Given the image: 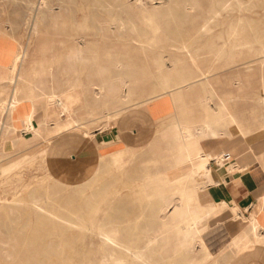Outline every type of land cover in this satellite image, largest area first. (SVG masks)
I'll return each mask as SVG.
<instances>
[{"label":"rangeland","instance_id":"374dc122","mask_svg":"<svg viewBox=\"0 0 264 264\" xmlns=\"http://www.w3.org/2000/svg\"><path fill=\"white\" fill-rule=\"evenodd\" d=\"M210 1L100 0L102 7L93 0H48L42 7L40 0H0V68L7 63L2 57L7 45L22 57L15 83L0 79V95L25 102L67 93L77 120L54 132L61 120L53 101L34 113L37 135L25 143L23 128L14 124L22 109L0 115V264H99L102 255L112 263L111 250L97 235L91 237L100 228H116L120 239L147 257L163 256L159 264H228L236 250L229 247L220 256L208 245L204 232L211 208L195 205V188L206 177L196 180L193 168L202 159L200 144L216 134L239 133L264 153V0H241L216 18ZM107 5L113 8L111 19ZM118 16L125 22L120 30ZM241 19L256 25L259 41L254 30L242 35ZM39 57L50 60V74L32 72ZM160 97L171 98L175 111L151 136V144L98 159L91 151L78 158L91 147L92 136L85 131L113 128ZM182 127L194 134L161 139L162 132L178 133ZM35 191L47 211L64 218L54 223L57 227L46 220L48 213L30 208Z\"/></svg>","mask_w":264,"mask_h":264},{"label":"crops","instance_id":"0c3cea01","mask_svg":"<svg viewBox=\"0 0 264 264\" xmlns=\"http://www.w3.org/2000/svg\"><path fill=\"white\" fill-rule=\"evenodd\" d=\"M3 98L4 95H0V101ZM174 111L171 98L169 102L162 98L153 99L143 107L132 110V114L124 116L117 126L93 134L91 147L85 154H78V158L91 156L90 151L98 159L147 146L153 141L150 140L151 136L170 119ZM24 122V111L20 110L14 124L22 128ZM200 148L201 157L208 156L212 167L205 180L195 188V205L206 209L218 206L216 214H219L209 221L210 229L206 234L208 245L219 251L231 242L232 232L240 230L253 239L255 223L260 240L253 242L249 248L236 250L233 256L228 252L231 257L227 261L228 264H264V153L256 150L247 139L243 141L239 133L208 137ZM225 153H230V160H217ZM75 157V154L72 155V158Z\"/></svg>","mask_w":264,"mask_h":264},{"label":"bare ground","instance_id":"6f19581e","mask_svg":"<svg viewBox=\"0 0 264 264\" xmlns=\"http://www.w3.org/2000/svg\"><path fill=\"white\" fill-rule=\"evenodd\" d=\"M48 0H40V4L42 5V7L43 6H46L45 4H46V2H47ZM72 1H74V0H72ZM100 0H93V3L94 4H100L102 7H105V4H102V3H100L99 2ZM137 1V0H136ZM53 2V1H52ZM104 2V1H103ZM232 2V3H231ZM249 2H251V0H249ZM61 3H63V2H61ZM231 3V4H230ZM257 3H258V1H257ZM260 3V2H259ZM59 4V3H58ZM210 6H211V9L214 11V13H215V18L218 16V15H220V14H222V12L223 11H228L231 7L233 8V7H236L237 6V4H239L238 5V7L242 4L241 3V0H211L210 1ZM261 4L262 3H260V5L259 6H261ZM55 5V4H54ZM117 5V4H116ZM48 6V5H47ZM58 6V5H57ZM81 6V5H80ZM108 7H106L105 8V11H106V13L108 14V16H109V18L108 19H111L112 17H113V8L111 7V6H109V5H107ZM193 6V5H192ZM192 6H190V8L192 7ZM254 6V4H252V5H250V7H253ZM256 7H257V5H255ZM262 6H264V5H262ZM72 7V6H71ZM48 8V7H47ZM59 8V7H58ZM249 8V7H248ZM120 9L121 10H124V6H123V4H120ZM246 9H247V7H246ZM37 10V9H36ZM47 10V9H46ZM55 10V9H54ZM62 10V9H61ZM103 10V9H102ZM118 10V9H117ZM57 11V10H56ZM120 11V10H119ZM256 11V10H255ZM255 11H253V12H255ZM47 12V11H46ZM58 12V11H57ZM53 13V12H52ZM246 13V12H245ZM122 14V13H121ZM235 14V13H234ZM102 15V14H101ZM243 15V14H242ZM44 16V15H43ZM78 17V16H77ZM242 17V16H241ZM35 18V17H34ZM106 19H107V17H106ZM82 20V19H81ZM117 20L119 21V30L123 27V25H124V21H123V19H122V17L121 16H118L117 17ZM222 20V19H221ZM130 23V22H129ZM206 24V23H205ZM238 25H240L241 26V31H242V35H246V32L248 31V30H254V32H255V38H254V36H253V38L254 39H256L257 41H259V38L261 37V34H260V32L257 30V28H256V25H254V24H249V21L248 20H244L243 21V19H241V21H239V23H238ZM37 28H38V24L37 23H35V26H34V30H37ZM99 29L100 30H102L103 29V27L102 26H100L99 27ZM111 29H113V28H111ZM205 29V28H204ZM236 29H237V26H236ZM236 29H234L233 30V34L235 33V31H236ZM210 30V28H207L206 29V31H209ZM140 31V30H139ZM136 32V31H135ZM144 34H145V32H144ZM147 34V33H146ZM1 35V34H0ZM7 36V35H6ZM231 36H232V34H231ZM70 37H71V39H73V40H75V34L74 33H71L70 34ZM211 37V36H210ZM140 38V37H139ZM138 38V39H139ZM170 38V37H169ZM3 39V38H2ZM86 39V38H85ZM152 39V38H151ZM226 39V38H225ZM243 39V38H242ZM241 39V40H242ZM253 39V40H254ZM183 40V39H182ZM211 40V39H210ZM209 40V41H210ZM241 40H239V41H241ZM13 41V40H12ZM184 41V40H183ZM217 41V40H216ZM238 41V40H237ZM243 41V40H242ZM61 42H64L63 40L61 41ZM75 42V41H74ZM73 42V43H74ZM78 42V41H77ZM129 42V41H128ZM212 42V41H211ZM247 42H249V41H247ZM16 43V42H15ZM25 43H27V41L25 42ZM252 43H254V42H252ZM257 43V42H256ZM255 43V44H256ZM2 44V43H1ZM161 44V43H160ZM172 44V43H171ZM241 44V43H240ZM243 45L245 44V42H243L242 43ZM251 44V43H250ZM29 45V44H28ZM141 45H143V44H141ZM150 45V44H149ZM249 45V44H248ZM1 46V45H0ZM6 46V45H5ZM172 46H175V48L177 47V49H185V48H187V45H185V44H182V45H175V44H172ZM2 47V46H1ZM0 47V48H1ZM19 47H20V44H19ZM28 47V46H27ZM18 48V47H17ZM259 48V47H258ZM220 49V48H219ZM253 49V48H252ZM15 49L13 48V45H7V47H6V49L3 51V56L2 57H4L3 59H4V61H6L7 63L5 64V65H2V67L0 68V79H10L12 82H14L15 83V81H16V78H15V70H16V66H17V61L19 60V59H22V57H18V55L17 54H15V52L16 51H14ZM26 51V50H25ZM219 51V50H218ZM224 51V50H223ZM24 52V51H23ZM74 54H75V56L78 54V47H76V48H74L73 49V51H72ZM190 52V51H189ZM261 52H264V46L262 47V49H261ZM2 53V52H1ZM19 54V53H18ZM217 54V53H216ZM226 54V53H225ZM17 55V56H16ZM222 55H224V53L222 54ZM212 56V55H211ZM214 56V55H213ZM217 56H219V55H217ZM263 56V55H262ZM14 57H17L16 58V61H15V63H13V60H15L14 59ZM220 57V56H219ZM212 58V57H211ZM217 58V57H216ZM255 58V57H254ZM0 59H1V57H0ZM176 59V58H175ZM229 59V58H228ZM171 60V59H170ZM231 61V60H230ZM262 61H263V59H262ZM0 63H2V62H0ZM48 63H50V60H47V58L46 57H39V58H37L36 60H35V62H34V66H33V69H31L32 70V72L34 73V74H38L39 73V71H42V72H47V74H50V72H51V69H50V66H48ZM10 64H12V66L10 65ZM235 64V63H234ZM165 65V64H164ZM122 66V65H121ZM127 66V65H126ZM129 66V65H128ZM127 66V67H128ZM158 66V65H157ZM226 66H229V65H226ZM264 66V65H263ZM20 67V66H19ZM125 67V66H124ZM98 68V67H97ZM156 69V68H155ZM213 69V68H212ZM19 70V69H18ZM122 71V70H121ZM127 71V70H126ZM130 71V70H129ZM133 72V71H132ZM43 74V73H42ZM130 74L132 75V73L130 72ZM20 75V74H19ZM129 77V76H128ZM128 77L126 76V78L128 79ZM131 77V76H130ZM133 77V76H132ZM126 79V80H127ZM125 80V81H126ZM131 80V79H130ZM124 81V82H125ZM4 82V81H3ZM128 83V82H127ZM126 83V84H127ZM142 83V82H141ZM114 84V83H113ZM128 85V84H127ZM136 85V84H135ZM154 87V86H153ZM152 88V87H151ZM152 90V89H151ZM156 90V89H155ZM21 91V90H20ZM9 94V93H8ZM12 94V93H11ZM21 94V93H20ZM152 97V96H151ZM165 97V96H164ZM163 97V98H164ZM168 97V96H167ZM166 97V98H167ZM161 98V97H160ZM26 100V99H25ZM165 100H167V99H165ZM53 101H56L57 102V104H58V107H59V109H60V111H59V113H58V119H60L59 121L60 122H56V128H55V131L54 132H61V131H63V129H65V128H67L68 126H70V125H76L77 124V120H76V118L74 117V115H73V107H72V105H73V101L74 100H72V98L70 97V96H68V94L67 93H65V94H63V95H54V96H50V95H45V96H41V97H38V98H34V99H30V100H26L25 102H21L19 99H17V98H14V97H11L10 99H6V98H4L2 101H0V115H3V114H8L9 116L10 115H12V114H14L15 112H16V110H18V109H22L23 111H24V118H25V122H24V124H23V126H22V130H23V132L26 134V136H24V137H22V141L23 142H28V143H30L29 141H33V139L36 137V135H37V129H36V126H35V123H34V121H33V115H34V113H36L39 109H41V108H43V109H45V107L47 108L50 104H51V102H53ZM157 102V101H156ZM264 102V101H263ZM124 104V103H123ZM155 104V103H154ZM55 105V104H54ZM129 105V104H128ZM141 105V104H140ZM212 105V104H211ZM224 105V104H223ZM149 106V105H148ZM155 106V105H154ZM158 106H160V105H158ZM162 107V106H161ZM136 108V107H135ZM151 108V107H150ZM218 108V107H217ZM155 109H156V107H155ZM119 110V109H118ZM158 110V109H157ZM156 111V110H155ZM160 111H162V110H160ZM38 113V112H37ZM153 113V112H152ZM54 114V113H53ZM145 114V113H144ZM152 115V114H151ZM54 116V115H53ZM112 116V115H111ZM115 116V115H114ZM4 117V116H3ZM120 117V116H119ZM143 117H145V116H143ZM48 118H51L50 116H49V114L47 115V119ZM12 121H13V119H12ZM55 121V120H54ZM95 121V120H94ZM127 121V120H126ZM123 122V121H122ZM130 122H132V121H130ZM22 124V123H21ZM87 124V123H86ZM120 124V123H119ZM122 124V123H121ZM127 124V123H126ZM48 125V124H47ZM84 125V124H83ZM208 125V124H207ZM187 126V125H186ZM54 127V126H53ZM115 127V126H114ZM123 127H124V125H123ZM190 127V126H189ZM188 127V128H189ZM208 127V126H207ZM212 127V126H211ZM125 128V127H124ZM179 128V127H178ZM188 128H181L180 130H178L179 132L178 133H173V132H171V131H164V132H162L161 133V139H167V138H169V137H172V136H174V137H177V138H179V139H181V140H185V139H187L189 136H190V132H189V130H188ZM75 129V128H74ZM198 129V128H197ZM201 129V128H200ZM15 130V129H14ZM46 130V129H45ZM52 130V129H51ZM160 130V129H159ZM205 129L204 128H202L201 129V131L203 132V134L205 133V131H204ZM53 131V130H52ZM51 131V132H52ZM72 131V130H71ZM200 131V132H201ZM50 132V131H49ZM51 132L49 133V134H51ZM193 132V131H192ZM201 132V133H202ZM211 131H209V133H210ZM215 132V131H214ZM217 132V131H216ZM48 133V132H47ZM196 133H198V131L196 132ZM209 133H208V135H209ZM212 133V132H211ZM84 134L85 135H91V136H93V134L94 133H89V132H87V131H85L84 132ZM194 134V133H193ZM192 134V135H193ZM214 134V133H213ZM227 134V133H226ZM15 135V134H14ZM191 135V136H192ZM223 135H225V134H223ZM229 135V134H228ZM90 136V137H91ZM190 136V137H191ZM195 136V135H194ZM216 136H217V134H216ZM197 137H200V136H197ZM211 137H213V136H211ZM225 137V136H224ZM92 138V137H91ZM196 138V137H195ZM20 139V138H19ZM190 139V138H189ZM18 140V139H17ZM7 141V140H6ZM36 141V140H35ZM8 142V141H7ZM182 142V141H181ZM190 142V141H189ZM10 143V142H9ZM47 143V142H46ZM157 142L155 141V143H153L154 144V146H156L155 144H156ZM183 143H184V141H183ZM188 143V142H187ZM19 145V144H18ZM27 145V144H26ZM29 145V144H28ZM104 148V147H103ZM184 148V147H183ZM182 148V149H183ZM181 149V150H182ZM196 149H198L199 150V148H196ZM183 150H186V148L185 149H183ZM182 150V151H183ZM198 150H197V153H198ZM196 152V151H195ZM46 153V152H45ZM123 153V152H122ZM194 153V152H193ZM199 154H200V152H199ZM114 155V154H113ZM117 156V155H116ZM190 156V155H189ZM208 156H206L205 158H202V159H200L199 161H198V163H197V165L193 168V174H194V177H195V179L196 180H200V179H203V178H205V177H207L208 176V174H209V172H210V170H211V167L212 166H210L209 165V158H207ZM212 157V156H211ZM210 157V158H211ZM116 158V157H115ZM187 158V157H186ZM192 158H193V156H192ZM188 159V158H187ZM9 160V159H8ZM42 160V159H41ZM217 160H220V161H223V154L222 155H220V158L218 159L217 158ZM6 161V160H5ZM191 162V161H190ZM211 162V161H210ZM217 162V161H216ZM225 162H227V161H225ZM230 162V161H229ZM1 163V162H0ZM196 163V162H195ZM211 164V163H210ZM33 165V164H32ZM192 165H193V163H192ZM217 165V164H216ZM27 166V165H26ZM25 166V167H26ZM34 166V165H33ZM127 166V165H126ZM129 166V165H128ZM235 166H237V165H235ZM187 168H188V166H186ZM190 168V167H189ZM19 169V168H18ZM186 169V168H185ZM23 171V170H22ZM1 172V171H0ZM19 172H20V170H19ZM18 172V173H19ZM228 172V171H227ZM231 172V171H230ZM9 173V172H8ZM185 173V172H184ZM187 174V173H186ZM9 175V174H8ZM108 175V174H107ZM175 176V175H174ZM179 176V175H178ZM191 176H192V174H191ZM14 177V176H13ZM48 177V176H47ZM176 178H177V176H176ZM49 179V178H48ZM55 179V178H54ZM101 179V178H100ZM49 181V180H48ZM105 181V180H104ZM103 181V182H104ZM36 182V181H35ZM41 182V181H40ZM54 182H55V180H54ZM202 182V181H201ZM37 183V182H36ZM42 184V183H41ZM5 185V184H4ZM35 185V184H34ZM33 185V186H34ZM122 185V184H121ZM3 186V185H2ZM49 186V185H48ZM95 186V185H94ZM18 187V186H17ZM42 187V186H41ZM144 188V187H143ZM45 189V188H44ZM93 189V188H92ZM117 189V188H116ZM19 190V189H18ZM141 190V189H140ZM4 191V190H3ZM27 191V190H26ZM35 193L36 194H38L37 196H35L30 202L28 201L27 203L29 204V205H31V207L30 208H33L34 210H36V212L37 213H42V211H45V213H48L50 216H46V220L47 221H49V222H51L53 225H54V223H56V221H59V220H63L64 218L63 217H61L58 213H56V212H49V211H47V209H46V205L44 206V203H45V199H44V197L42 196V195H40V191L38 192V191H35ZM191 193H192V191H191ZM194 193V192H193ZM48 194V193H47ZM119 195H121V194H119ZM114 196V195H113ZM16 198V197H15ZM264 198V197H263ZM13 199V198H12ZM259 199V198H258ZM25 200V199H24ZM157 200V199H156ZM14 201H17V200H14ZM20 201V200H19ZM148 201V200H147ZM255 201V200H254ZM12 203H14V202H12ZM17 203V202H16ZM22 203V202H21ZM259 203V202H258ZM27 204V205H28ZM211 204V203H210ZM25 205V204H24ZM189 205H190V203H189ZM220 205V204H219ZM259 205V204H258ZM58 206H59V204H58ZM29 207V206H28ZM177 207H178V205H177ZM220 207V206H219ZM4 208V207H3ZM3 208H1V209H3ZM29 208V209H30ZM59 208V207H58ZM217 208H218V206H217ZM217 208L216 207H211V210H210V213H209V215L211 216V218L213 217V216H215V214L217 213ZM221 208V207H220ZM258 208V207H257ZM262 208V207H261ZM142 209V208H141ZM218 210H220V209H218ZM236 210V209H235ZM251 210V209H250ZM260 211V210H259ZM31 212V211H30ZM33 212V211H32ZM158 212V211H157ZM156 213V212H155ZM247 213V212H246ZM27 214V213H26ZM166 214V213H165ZM189 214V213H188ZM195 214H197V213H195ZM194 215V214H193ZM201 215H202V213H201ZM216 215H219V214H216ZM234 215V214H233ZM87 216V215H86ZM136 216V215H135ZM163 216V215H162ZM161 216V217H162ZM166 216V215H165ZM168 216V215H167ZM210 216H209V218H210ZM238 216V215H237ZM244 216V215H243ZM44 217V216H43ZM199 217H200V214H199ZM198 217V218H199ZM202 217H203V215H202ZM216 217V216H215ZM234 217V216H233ZM240 217H241V215H240ZM248 217V216H247ZM34 218V217H33ZM166 219V218H165ZM191 219V218H190ZM244 219V218H243ZM34 220V219H33ZM87 219H85V221H86ZM253 220V219H252ZM25 221V220H24ZM139 221V220H138ZM244 221H245V219H244ZM247 221V220H246ZM209 222V221H208ZM258 222V221H257ZM185 223V222H184ZM192 223V222H191ZM244 223V222H243ZM242 223V224H243ZM252 223H253V221H252ZM190 224V223H189ZM254 224V226H253V230H254V233L252 234L253 236H254V238L253 239H251V238H249V236L246 234V233H242V234H240V235H238L239 233H240V231H238V232H232V240H231V242L226 246V247H224V248H222L219 252H218V254H220V256H223L224 255V252H225V250L227 249V248H231V247H234L235 248V250H238V249H246V248H249L250 246H251V244L253 243V242H258V240L260 239V236L257 234V225L255 224V223H253ZM34 225V224H33ZM74 225V224H73ZM93 225V224H92ZM156 225V224H155ZM202 225H204V224H202ZM208 225V224H207ZM55 227H57L56 226V224L54 225ZM53 226V227H54ZM75 226V225H74ZM104 226V225H103ZM198 226V225H197ZM252 226V225H251ZM250 226V227H251ZM259 226V225H258ZM85 227V226H84ZM210 227V226H209ZM100 228V227H99ZM182 228V227H181ZM183 228H184V226H183ZM185 228H187V227H185ZM195 228V227H194ZM199 228V227H198ZM204 228V227H203ZM263 228V227H262ZM207 229V231H208V229H210V228H206ZM31 230V229H30ZM204 230V229H203ZM67 231V230H66ZM201 231V230H200ZM207 231L206 232H204V233H206L207 234ZM30 232V231H29ZM28 232V233H29ZM119 231L116 229V228H112V229H107V230H104L103 228H100V229H97L96 231H93V233L91 234V237L92 236H94V235H97L98 237H100L101 239L100 240H102V244H103V247L105 248L106 247V249L108 248V249H110L111 250V262L113 263V264H130V262L133 264V263H141V264H159L160 262H163L164 260L162 259V258H164L163 256L161 257H155V259H152V258H154V257H147V255H145L146 254V252L145 251H143V250H140L138 247H136V245H134V244H130V243H126L125 242V239H124V241H123V239H120V237H119V233H118ZM1 233V232H0ZM60 233V232H59ZM201 233H202V231H201ZM2 234V233H1ZM124 234V233H123ZM84 235V234H83ZM178 236H180V234L178 235ZM201 236H205V235H201ZM4 237V236H3ZM81 238H85V237H82V235H81ZM81 238L79 239V240H81ZM181 239H184L183 237H180ZM195 238V237H194ZM199 238V237H198ZM202 238V237H201ZM67 240V239H66ZM127 240V239H126ZM155 240V239H154ZM197 240V239H196ZM82 242H83V240H81ZM156 241V240H155ZM127 242H128V240H127ZM153 242V241H152ZM152 242H150V243H152ZM92 243V242H91ZM150 243H148V244H150ZM155 243V242H154ZM201 243V242H200ZM0 244H2V243H0ZM20 244V243H19ZM22 244V243H21ZM171 244V243H170ZM169 244V245H170ZM192 244V243H191ZM15 245V244H14ZM152 245V244H151ZM172 245V244H171ZM150 246V245H149ZM149 246H146V247H149ZM15 247V246H14ZM158 247H160V246H158ZM75 248V247H74ZM83 248V247H82ZM150 248V247H149ZM171 248V247H170ZM60 249V248H59ZM153 249V248H152ZM208 249V248H207ZM16 250V249H15ZM18 250V249H17ZM72 250V249H71ZM70 250V251H71ZM150 250V249H149ZM171 250V249H170ZM109 251V250H108ZM169 251V250H168ZM113 252H116L117 254L118 253H120L119 255H122L121 257H119V256H117V257H115V253H113ZM208 252V251H207ZM209 252H211L210 250H209ZM35 253V252H34ZM33 253V254H34ZM64 253V252H63ZM68 254H69V252H68ZM103 254V253H102ZM148 254V253H147ZM150 254V253H149ZM169 254V253H168ZM179 254V253H178ZM4 255V254H3ZM69 255H71V253L69 254ZM69 255H68V257H69ZM73 255V254H72ZM71 255V256H72ZM110 255V254H109ZM157 255V254H156ZM177 255V254H176ZM7 256V255H6ZM23 256V255H22ZM26 256V255H25ZM28 256L29 255H27V258L26 259H29L28 258ZM154 256V255H153ZM167 256V255H166ZM210 256H211V254H210ZM217 256V255H216ZM73 257V256H72ZM72 257H69V258H72ZM170 257V256H169ZM1 258V257H0ZM10 258V257H9ZM23 258H24V256H23ZM74 258V257H73ZM83 258V257H82ZM208 258V257H207ZM25 259V260H26ZM60 259V258H59ZM18 260V259H17ZM16 260V261H17ZM54 260L56 261V259L54 258ZM66 260V259H65ZM110 259H109V257L108 258H106V255H105V258H103V255H102V258L99 260V262L100 263H102V264H109V263H106L107 261H109ZM19 261V260H18ZM33 261V260H32ZM54 261V262H55ZM30 262V261H29ZM36 263V262H35ZM99 263V264H100ZM112 263H110V264H112ZM164 263V262H163ZM176 263V262H175ZM226 263H227V261H226ZM29 264V263H28ZM60 264V263H59ZM66 264V263H65Z\"/></svg>","mask_w":264,"mask_h":264},{"label":"built area","instance_id":"2783aa9c","mask_svg":"<svg viewBox=\"0 0 264 264\" xmlns=\"http://www.w3.org/2000/svg\"><path fill=\"white\" fill-rule=\"evenodd\" d=\"M231 159V155H230V153H225V154H223V160L225 161H228V160H230Z\"/></svg>","mask_w":264,"mask_h":264}]
</instances>
